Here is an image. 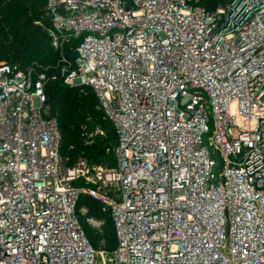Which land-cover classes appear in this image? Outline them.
I'll list each match as a JSON object with an SVG mask.
<instances>
[{
  "label": "built area",
  "instance_id": "2783aa9c",
  "mask_svg": "<svg viewBox=\"0 0 264 264\" xmlns=\"http://www.w3.org/2000/svg\"><path fill=\"white\" fill-rule=\"evenodd\" d=\"M34 23L116 139L84 124L112 160L70 162L46 68L0 60V264H264V0H44Z\"/></svg>",
  "mask_w": 264,
  "mask_h": 264
},
{
  "label": "trees",
  "instance_id": "16d2710c",
  "mask_svg": "<svg viewBox=\"0 0 264 264\" xmlns=\"http://www.w3.org/2000/svg\"><path fill=\"white\" fill-rule=\"evenodd\" d=\"M43 6L44 0H0L3 22V28H0V60L4 59L20 67L37 61L42 68H46L44 72L47 82L43 92L49 113L55 117L61 135L62 156H69L70 162L78 156H85L95 163H103L105 159L111 161L112 156L105 153L102 140H96L90 147L83 143L81 126L84 124L101 126L107 133L106 141L110 143L116 139L114 129L108 121L100 118L102 113L96 110V97L90 88L68 87L59 78L56 68L58 54L49 46L44 29L34 23L40 18ZM81 206L87 208L86 216L104 220L103 231L99 233L84 222V216L78 215L91 245L97 248L103 239L105 248L112 250L116 244L114 228L108 214L102 212L101 203L87 195H80L77 209Z\"/></svg>",
  "mask_w": 264,
  "mask_h": 264
},
{
  "label": "rangeland",
  "instance_id": "374dc122",
  "mask_svg": "<svg viewBox=\"0 0 264 264\" xmlns=\"http://www.w3.org/2000/svg\"><path fill=\"white\" fill-rule=\"evenodd\" d=\"M0 28H3V22H2V16L1 15H0ZM45 67H48L49 68V66H45ZM96 110H97V108H96ZM100 118L102 119V116H100ZM102 121H103V119H102ZM66 157H68L70 159L69 156H66Z\"/></svg>",
  "mask_w": 264,
  "mask_h": 264
}]
</instances>
